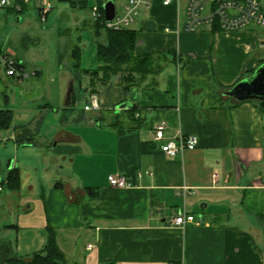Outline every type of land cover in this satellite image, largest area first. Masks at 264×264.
Masks as SVG:
<instances>
[{"label":"crops","instance_id":"1","mask_svg":"<svg viewBox=\"0 0 264 264\" xmlns=\"http://www.w3.org/2000/svg\"><path fill=\"white\" fill-rule=\"evenodd\" d=\"M185 2L180 11L161 0L142 8L154 7L156 15L145 22L162 28L137 32L135 55L165 53L168 64L154 84L136 89L134 117L117 110L106 118L100 109L84 108L92 114L78 116V127L92 133L96 128L99 135L42 128L38 146H19L13 130L15 158L0 175V193L10 194L0 198V209L10 201L15 215L0 219V234L13 233L6 238L18 257L43 251L52 229L68 264H264V101L224 95L264 64V27L230 32L204 24L186 32ZM39 3L29 5L41 18ZM29 5L9 10L22 14ZM0 50L10 53L1 45ZM68 108L70 119L74 111ZM160 122L168 126V139L195 136L197 148L175 158L164 155L153 139ZM80 168L88 182L72 183ZM113 175L132 186L112 187ZM13 182L17 188H10ZM14 193L18 204L10 200ZM184 212L196 222L173 227Z\"/></svg>","mask_w":264,"mask_h":264},{"label":"rangeland","instance_id":"2","mask_svg":"<svg viewBox=\"0 0 264 264\" xmlns=\"http://www.w3.org/2000/svg\"><path fill=\"white\" fill-rule=\"evenodd\" d=\"M9 1L12 3L14 0ZM34 1L39 3V0ZM128 1L116 0L119 14L123 13L124 6ZM96 2L97 0H88L86 8H73L68 2L55 0L54 8L47 20H42L37 10L32 9L30 5L22 14L10 12L9 7L0 8V45L10 54L12 53L11 56L18 64L24 66L23 80L18 77H7L6 70L0 68V109L7 108L13 111L12 126L8 130H0V163L2 165L0 166V175L7 170L9 162L15 158L12 150L14 144L11 141L15 126L42 118L44 132L45 130L54 131L60 126L67 129L68 127L76 128L87 138H90L89 135L100 134L96 128L93 130V133L95 132L93 134L90 130L85 131V126L78 127L80 124L78 116L90 103V97L80 89L78 83L75 87L74 113L70 119L64 110L70 75L73 72L71 50L75 46H80L82 69L93 70L98 64L97 41L92 32L94 21L91 19V9L96 5ZM152 14L156 15L154 7L149 11L142 9L139 18L130 29L145 35L159 33L162 27L157 23L156 30L153 32H147L144 29L145 21ZM99 41L104 42V36ZM35 72H39L38 75H33ZM107 89V86L100 88L103 93L98 97L99 105L106 103L104 92ZM5 96L9 98L8 104H4ZM48 105L50 106L46 107ZM84 113L86 117L92 114L91 112ZM103 115L106 118H111L116 114L105 110ZM31 128L35 129L36 125L33 124ZM92 138L93 140L89 139L87 142L90 145H95L97 136ZM21 158L20 156V160ZM89 171L94 173V168L92 167ZM76 176V179L71 180L72 183L88 182L85 168L78 169ZM67 178L73 177L70 175ZM5 194H10V192L7 190L0 193V198ZM10 200L14 204H18L20 197L14 193ZM9 202L6 201L4 207L0 209V219L6 215L8 218L14 217L15 214L10 213ZM8 235L13 238L12 232L2 231L0 244L9 240L6 238Z\"/></svg>","mask_w":264,"mask_h":264},{"label":"trees","instance_id":"3","mask_svg":"<svg viewBox=\"0 0 264 264\" xmlns=\"http://www.w3.org/2000/svg\"><path fill=\"white\" fill-rule=\"evenodd\" d=\"M60 1L68 2L73 8H86L88 5V0ZM92 32L97 41V67L93 70L82 69L80 65L82 50L80 46H75L70 54L74 84L78 83L80 86H83L88 78L89 81L83 87V91L89 93V96L95 95L98 97L103 93L100 91V88L107 86L108 89L104 92L106 103L100 105L99 113L103 114V111L107 110L117 114V108L130 101L131 107L122 112L129 114L130 117H134L136 106L133 103L135 99L133 97H136V89L142 87L148 81L149 86L154 84L155 79L168 64V54L136 56L137 31L133 29H123L115 32L106 29L100 22H94ZM102 36L105 38L104 42L99 41ZM173 58L172 60L175 61V55H173ZM74 89L72 104L68 108L69 110L73 109L76 92L75 85ZM83 116L84 114L82 113L79 118ZM12 120V110L7 108L0 109V130H8L12 126ZM42 122L43 120L40 118L25 125L15 126V142L19 146L40 145V140L37 137L41 131ZM33 124L36 125L35 129L31 128ZM10 178L16 179L17 175L12 172ZM17 186L13 182L10 188L14 189ZM49 230L50 235L43 251L34 253L28 258H20L15 255V258L9 261L8 264H68L63 252L58 247L54 231L52 229Z\"/></svg>","mask_w":264,"mask_h":264},{"label":"built area","instance_id":"4","mask_svg":"<svg viewBox=\"0 0 264 264\" xmlns=\"http://www.w3.org/2000/svg\"><path fill=\"white\" fill-rule=\"evenodd\" d=\"M54 0H40L39 12L42 20H46L53 10ZM110 0H97L91 9V19L100 22L108 30L119 32L129 29L139 18L141 9H150L151 0H129L124 6L123 13L119 14L116 0H112L116 6V13L112 21H106L104 5ZM20 3H11L9 0H1L0 7H13L16 11H22V5H29L31 0H20ZM164 7L176 5L179 7L182 0H161ZM180 11V10H179ZM183 12L185 15L183 29L186 32H195L204 24L218 25L224 31H239L252 24L264 27V0H186ZM169 31L168 28L165 29ZM264 48V45H262ZM8 52L0 50V68L6 70L10 77L22 78L23 70L20 64ZM264 57V56H263ZM100 109L97 98H92L91 103L85 106L86 111H98ZM165 122H160L154 127L153 139L161 143V151L169 158L182 156L186 151H193L198 146V138L195 136L179 135L175 138H167ZM112 187L128 189L132 185L121 175H113L108 178ZM1 191V188H0ZM196 222L194 215L185 212L172 221V226L184 229L188 224Z\"/></svg>","mask_w":264,"mask_h":264},{"label":"water","instance_id":"5","mask_svg":"<svg viewBox=\"0 0 264 264\" xmlns=\"http://www.w3.org/2000/svg\"><path fill=\"white\" fill-rule=\"evenodd\" d=\"M104 12L106 21H112L116 13V6L112 0L104 5ZM144 29L147 32H153L155 30V23L153 21L145 22ZM74 91V81H72L68 86L65 107L71 106ZM224 95L238 102L249 100L264 101V64L260 66L251 77L242 80L231 90L225 92ZM134 98L135 97H133V99ZM130 107L131 102L128 101L120 105L117 110L129 109ZM8 168H11L10 163ZM14 258L15 254L12 252L9 242L7 241L6 243L3 242L0 244V264L9 263V261Z\"/></svg>","mask_w":264,"mask_h":264}]
</instances>
